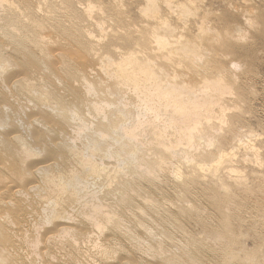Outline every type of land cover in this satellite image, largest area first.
Wrapping results in <instances>:
<instances>
[{"label":"bare ground","instance_id":"6f19581e","mask_svg":"<svg viewBox=\"0 0 264 264\" xmlns=\"http://www.w3.org/2000/svg\"><path fill=\"white\" fill-rule=\"evenodd\" d=\"M32 1L17 0V2H12L10 0H0V109L1 107L2 110H4V108H12L15 110L16 113H20V111H22L24 107L27 108L32 106V108L34 109L33 111L37 109V113L35 114V116L39 115V121L42 120L46 124V126L48 125L51 127L50 129H52L54 133L59 132L60 135L61 131H63L66 127L68 132V124L69 122H72L70 121L72 118L71 115L76 111H79L81 108L86 107V105H90V107H92L91 109H93L97 116H102V121L98 122L97 129L95 130V135H98L102 139V142L108 138L107 135L112 132L111 130H121L120 135H122L124 139H127V143L129 144L127 146V149H125V146L123 149L127 154H131L132 156L136 155L141 150L139 148L140 145L138 143L139 139H146L145 137H147V139H154V142L150 143L148 147L152 148L153 145H155V148L153 147V149L150 151H153L154 155L156 156V164L158 165L160 172H167V174H176L175 178L177 180H183L181 181L182 183L180 182V191L183 194L187 195V197L190 198L192 196V189H195V187L199 185V183H201V180L208 181L210 179L209 184H212V186H210L211 189H201L203 195L208 198L209 202L213 203L216 208L215 210H218V212L221 213V217H223L222 219L220 218L221 220H218L220 221V225L216 229L211 228L212 230H210L207 228L210 231L208 233H210L215 240L220 242V249L218 250V263L234 264L237 261H241V263L239 264H247L248 260H250L251 264H264L258 259L259 257H257V255H259L258 253L260 249L263 248V245L261 246V243H259V246L257 245V247L253 249L251 248L248 253V249L247 251L245 250V246L247 247V244L245 243L246 245L244 246L242 242L244 238L241 239V237H243L244 235L241 234V236L240 234H237L236 230L234 229L235 226L233 227L232 225L233 218H236L238 215L240 216L241 211L248 202L247 200L256 198L257 207L258 205V208L262 209V207H264V200H262L263 197H261V199L259 197V193H264V179H261V184L258 188L256 187V189H252L247 185L248 182L246 178L239 176L241 172H239L238 176H232L233 173V175H235V173L238 171H236L232 166H226L227 163H232V159L235 160L236 158H238L233 151L235 148L243 149L246 153H244L245 156L247 154H252L254 157L252 158V160L254 159L255 163H257L256 161L258 159V156H260L259 153H257L259 152V150L257 151V148L248 143V141L250 140L247 141L246 139H244L245 137L243 135H241L242 137L240 136L234 122L233 124H231L232 117L230 119L226 115V110L228 107H226L225 105V100L227 98L233 97V92L237 89H235L236 81L232 80L233 75L231 74L232 78L229 75V72H231L230 69L232 70V68L228 66H230L233 62L230 63L231 59L229 58L230 65L227 66V59L226 61H224L225 64H223L224 62L221 63L222 61L219 59H222V57H225V55L227 54H231L230 56L234 55V53L230 52L232 49H229L228 45L234 44L233 38L235 36L227 32L224 33L223 36L215 35L217 43L214 45L206 44V49H204L203 46H201L200 44L193 43L195 47L198 48V50L203 49L202 52H204V50L206 52H209V55H207V52L206 58L203 59L201 56L203 54H201V52H196V50L189 52L187 51V49H191L192 47L186 48L187 45L184 47L185 43L187 42V40L183 38L185 35L176 36L178 32H175V35H173L174 33H171V35L173 36L169 35V37L167 34L166 36L158 32L164 30L166 31V28H168V30L171 29V26L169 25V22L166 19L160 20L161 18L159 7L161 6H159V4L164 5L166 10L171 11L172 15L173 13H178L176 15L178 16L176 22H178L182 21L181 19H183V15L186 17L189 15L190 17L191 12L197 11L198 8L201 10L202 7H199L197 1L190 0L188 3L187 1H185L184 3H180L179 0H146L147 8L144 9L146 10V13L142 15L151 22H148L149 26L147 24H144L145 26H147V28L144 29L141 35L139 34V36L137 35L138 37H134V30H132V32H124L123 35H121V32L119 31L118 34L115 33L114 35H111L110 39L106 42L100 43L102 40V37H100V42H95L94 44L93 37H95V35L92 36L91 33L84 32L81 27V25L87 21L83 20L84 18H89V16L92 17V14L94 12H96L95 14H97L98 11H100V7L98 8L97 6H95L96 4L91 3L92 0L90 3L88 2L89 0L87 1L88 5L87 7H85V12L80 9L84 13L82 14L80 12L81 15L74 12V8L72 9L71 6L74 3L70 5L67 0H59V3H57L58 1L55 2V0H51L49 12H43L41 9H39L40 6H38L37 9V5L34 8L33 6L35 4V1ZM114 2H116V0ZM32 3L34 4L32 5ZM95 3L98 4V2ZM249 3L250 2H248V4ZM86 4L84 5L86 6ZM115 4L117 5L118 3L116 2ZM116 5L115 7L113 6V8L111 9L112 11L110 13L114 14V17L117 18L118 22H123V19L121 17V7L120 5L116 7ZM121 6L123 7V5ZM239 8L242 9L241 7ZM124 9L125 7L123 8V10ZM24 10H27L28 13H26ZM207 11L209 12L210 10L207 9ZM200 12H202V10ZM101 13H103L102 10L100 14ZM203 13L205 14V12ZM100 14L99 16H101ZM108 17L110 18L108 19L109 22L113 23V20L110 21L111 17ZM114 17L113 19H115ZM82 21L83 23L81 24ZM202 22H204V20ZM247 22L248 20H246L245 23ZM250 22L251 20H249V24ZM259 22H261V20L258 21V23ZM94 24V26L99 30V32L103 31L104 22L102 24L101 22L97 21V23ZM157 25H159L161 29L163 27L164 30H156L158 28ZM165 25L168 27H166ZM256 29L257 28H255V30ZM200 30L202 33L205 34L203 28H200ZM248 30L252 31L251 28ZM139 31L140 30H138V32ZM180 31H184V29ZM181 33L182 32H180L179 34ZM205 38L211 39L212 37L210 35L208 37L206 36ZM259 38L260 40L264 41V31L260 33ZM238 40H236V42ZM188 43V46L192 44H190V41ZM100 45H103L101 48L103 52H100L102 54H100L99 50H97V47ZM222 49H229L227 51L228 53L220 52L223 51ZM104 54H107V56L101 58L102 56H104ZM229 55H227V58L229 57ZM96 56L97 58H100L97 59ZM114 56H118V60L113 59ZM223 60L225 59L223 58ZM95 62L99 63L97 64L100 68H98L99 73L104 74V78H100V81H104L99 82L101 83V86H94L93 83L90 82V80H88L89 82L87 81V76H90L89 73L92 72V65H94ZM165 63H168V66L169 63L175 65L172 66V68H176V66H185L184 68L189 70L191 72V75H193V77L197 80H191L192 82L186 81V76L179 74L181 71H178L179 73H177L175 69L172 70L170 67H166L165 65H163ZM250 65V67L247 68L254 69L252 68V64ZM238 66L241 65L237 64V67ZM89 68L91 70H89ZM233 71L234 70H232V72ZM185 74L187 75V73ZM250 74L251 73H249V75ZM183 76L185 78H183L184 81H179V79ZM190 79L192 78L190 77ZM237 81L239 80L237 79ZM244 87L247 86L244 85ZM103 88H105V93H108L110 95L113 94V96L114 94H118L119 96L128 94L132 95L131 100H133V102L129 104H124L123 107L126 110L124 109L125 111H120V116L129 113L128 116L133 117L132 123H127L126 125H123V119L121 120V117L117 116L115 113H107L108 107L110 109V106L112 107V105L106 103V100L104 99L100 101H92L90 103L91 99L89 100V98H91L92 96H95L96 98V96L99 95L98 93ZM239 92L240 91H238V96L240 99H242V93ZM124 99H122V102ZM237 106L238 105H236V107ZM116 107L118 110V106ZM216 108L219 112L218 114L215 113L217 112L214 110ZM8 109L7 111L10 110ZM127 109L130 110L127 111ZM2 110L1 112L3 113L4 111ZM1 112L0 126L5 122V115H7L9 118L11 117L10 115H8V112L5 111L7 114H2ZM54 112L56 114H54ZM213 121L217 122L214 124ZM228 121L230 122L231 127H229L227 131H224L223 128L228 126ZM7 123L10 122H6V124L3 125L6 126ZM225 124H227V126ZM2 126L1 129L4 130H6L8 127L7 126L5 128H2ZM9 128L8 131L11 130ZM108 131L111 132L107 133ZM6 132L7 131H5L4 135L2 134L3 136H1L2 138L0 140V264H15L16 260L17 262L19 261L18 255L15 254L17 241L23 242L22 245L27 244L32 252L38 254H40V252H37V249L39 248L40 244H42L41 240H43L44 238L46 239L47 237L48 238L46 243L53 242L56 245L60 243L61 246L59 247H61V249L62 246L64 247L65 245L74 247L76 244H74L75 241L72 238H76L74 233L78 235L80 232L77 231V233L76 231H74V228L71 229L69 228L70 226H67V221L69 217H71L72 212L69 216V213H67L66 211V208L68 206H72V204H75L80 200L78 197L80 195L73 188L74 183H78L79 181L84 182L88 178L89 180H91V177H104L109 183V188L110 186L116 184L118 185L117 187L120 189V185L122 184L121 181L125 175L123 171H121L123 170L121 169L122 167L119 168V170L109 172L103 167V165L98 164V162L94 160L93 156L80 157L81 155L74 151L76 149L74 148L73 150V148L71 149L70 147H68L69 145L67 146L65 141H61L62 139L59 141H61V143L63 142V145L60 144L61 146H56L58 148H56L55 150L50 147L46 151L45 159L44 161H42L46 165L34 167L33 164H29L30 161L27 163L28 159L35 152H32V150H34L31 148L32 146L29 147L30 145L28 146V144H26L25 141L20 138L21 135L17 136L16 134ZM41 133H36L37 139L43 138ZM81 133L82 131H77V134ZM113 133L115 134V132ZM231 141L233 142L234 146L226 147ZM136 143L138 145H136ZM73 145L75 146V144ZM81 146L83 147V145ZM141 147H143L142 144ZM123 149L121 147L122 151ZM228 149H231V151H229ZM192 151L195 153L201 151V155L198 156L199 158L192 156ZM79 153L81 152L79 151ZM71 155L73 157H77V161L74 164L76 168H71L73 165L71 167L68 166L70 165L69 157ZM234 156L236 157L234 158ZM259 158L261 159V157ZM176 159H180L181 162H185L187 167L191 168V170H188V172H185V174L182 173L184 169H175L173 167L172 161H176ZM57 160L62 161V164L65 165V167H62V169L60 165H58L61 170H58L57 167H54L55 165L50 164L52 162L54 163V161ZM215 160L218 161L216 165L210 166L208 169V165H206V162H214ZM252 160H249L250 163H253ZM260 166L263 169V162L260 164ZM137 167L139 168V170H134V173L136 175H140L141 173L152 174L153 172L152 170H148V166L143 167L142 164ZM221 170L226 171L223 177H221L222 174L219 176ZM38 174L40 175V177L37 176ZM258 175L259 174H257V176ZM259 176H261V174ZM36 177L39 179H36ZM128 177L129 176H127V178ZM258 182L260 181L258 180ZM124 183L125 184L122 187L123 193L120 197L121 203H127L130 200L129 195H131V193L133 192L134 178H128L126 181H124ZM244 200L247 201L246 204ZM83 201H81V203ZM96 201L98 200L94 198L85 204L83 203L84 208L81 212V217L85 219L84 221H87V224L93 223L98 229H101L103 223H105L108 226H112L111 230H113L114 233H123L130 239L134 240V234L132 230L129 228H123L121 226L120 220L114 215L105 212V208L103 209L102 206ZM78 204H80V202ZM187 210L188 209H180L179 214L181 213L183 216V214L186 213L188 215ZM229 210L230 212L228 213L227 211ZM196 213L197 215L200 214L199 212ZM261 214L262 213H260V216ZM197 215H195L196 218ZM250 217H252V215ZM48 219H51L52 221L58 220L60 221V223H63L64 221V223L66 222L67 225L64 223L57 225L55 223L56 226L54 227L55 224L51 221V223L54 224L51 225L50 220ZM238 219L240 220L242 219V217ZM45 220H48L47 223H50L49 226H52L51 228H54H49L51 230L48 229V231H46L43 235L39 233L38 235L36 234L37 236L35 235L34 237L28 235L32 232V230L36 232L39 229L43 228V222H45ZM29 224H31V232L29 230H25V228H28ZM137 224L138 223H136V226ZM138 225L141 226L142 223L141 225ZM159 225L162 224L160 223ZM240 225L238 226L240 227ZM263 227L264 226H262L261 229ZM162 229L163 228L159 229L160 231H158L160 234H162ZM247 232H249V230ZM55 233L57 234L56 237L51 236L52 234L55 235ZM148 235L149 234H147V236ZM246 235L244 237H246L247 239L248 236ZM196 237L191 238V236H189L188 244L186 246H178V248L180 247L178 249V252H176L177 246L175 247L174 243L171 242L173 240L169 239L167 241V243L169 242V248H165L164 246H153L151 247L152 250L150 249V253L158 258V264H203L202 259H200L202 262H200V260L197 261L191 259V249H195L197 251L205 249L204 245H201L197 241L198 238L201 236H199L197 240L195 239ZM55 240H57L59 243L54 242ZM212 240H208L207 242L209 243V241ZM152 241L157 240L154 239ZM199 241H202V239H200ZM204 241L205 240H203V243ZM141 244L138 245L141 246ZM20 245L21 243L19 244V246ZM27 245L26 247H28ZM50 245L47 244L49 250L48 252H46V254L51 251L49 247ZM145 245L146 244L142 245V247H145ZM55 246L52 247L54 248ZM23 247L24 246H22V248ZM18 248L19 247H17V250L21 249ZM214 248L212 249L213 251H215ZM172 249L175 253L171 251ZM208 250L210 251L211 249ZM132 251L134 252L133 249ZM209 251L206 250V252ZM213 251L212 255L215 256L216 254H218H213L215 253ZM240 253L245 254V258H240ZM46 254L44 253V257H46ZM36 256L39 257V255ZM47 256L49 257L50 255Z\"/></svg>","mask_w":264,"mask_h":264},{"label":"rangeland","instance_id":"374dc122","mask_svg":"<svg viewBox=\"0 0 264 264\" xmlns=\"http://www.w3.org/2000/svg\"><path fill=\"white\" fill-rule=\"evenodd\" d=\"M10 1L17 2V0H10ZM56 1H58L57 3L60 2L59 0H55V2ZM67 1L69 2L70 5L72 3H74L73 5H71L72 9L74 8V12H76L80 15H81V13L84 14L83 11L85 12V10H86L85 7H87L88 2L89 3L91 2V0H89V1L83 0L84 2L82 0H80V1L79 0H73L74 2L70 1V0H67ZM114 1L115 0H97V1L92 0L91 3L96 4L95 6H97L98 8L100 7V11H98L97 14H95L96 12H94L92 14V17L89 16L90 19L84 18L83 20H87L86 22H84V23H83V21L81 22V24L82 23L84 24V25L83 24L81 25L84 32L91 33L92 36L95 35V37H93L94 44H95V42L96 43L100 42L101 39L102 40L100 43L106 42L107 40L110 39L111 35H114L115 33L118 34L119 31L121 32V35H123L124 32H127V31L132 32V30H134V37H138L139 34L141 35L142 32L144 31V29L147 28V26H145V25L147 24L149 26L148 22H151L146 17H143L144 13H146L145 12L146 10H144V9L147 8V1L146 0H116V2L118 3L117 5L115 4L116 2H114ZM120 1H121V4H120ZM179 1H180V3H182V2L184 3L185 1H187V3H188L190 0H179ZM195 1H197V4L199 5L200 8L202 7L201 8L202 12H200L201 10L198 8L197 11H195V12L193 11V12H191V14L189 12L190 17H189V15L187 17L183 15V19H181L182 21H178V22H176L177 18H178V16H176V15L178 13H175V14L173 13V15H172L171 11L166 10L164 5L159 4V6H161V7H159L160 18H161L160 20L166 19L169 22L171 29L168 30V28H166V31H165L163 29V27L161 29L159 27V25H157L158 28L156 30H164L166 33L164 31H158L162 35L167 34L168 36L169 35L173 36L176 34L175 32H178L176 36H178V35L184 36L185 35L183 38H185L187 40V42L185 43L184 47L187 45L186 48L187 47L193 48V50H192V48L187 49L188 52L189 51H195V50H196V52L197 51H199V53L201 52V54H203V55H201L203 59L206 58L207 55H209V52L207 51L208 52V54H207V52L205 50H204V52H202L203 49L198 50V48L195 47V45H194L195 43L200 44L201 46H203L204 49H206V47H205L206 44L214 45L217 43V39H216L215 35H219V36L222 35L223 36L224 33L227 32V33H231L232 35L235 36L233 38L234 44L228 45L229 49H232L230 52L234 53V55L230 56L231 54L230 55L227 54V55H229L228 58H227V55H225V57H222V59H219L222 61V62L220 61L221 63L226 61V59H227L228 63L230 61H231L230 63L233 62L231 64L233 66H231L230 63L228 64L227 62H226V64H227V66L230 65L228 67H230V68H232V70H234L232 72V70L230 69V71L232 73L229 72L230 73L229 75L231 76V74H232L233 75V78L231 76L232 80L236 81L235 82V89H237V90H234L233 97L227 98L226 100L230 99L228 101L225 100V105H226V107H228L226 110V112H227L226 115L230 119L232 117L231 124H233V122H234L240 136L243 135L245 137V138L243 137L244 139H246L247 141L250 140V141H248V143L253 145L255 148H257L256 149L257 151L259 150V152H257L260 155V156H258V159L260 160L261 163L263 162V164H264V41L260 40V38H259L260 33L264 31V18H263L264 12H262V11H264V0H252V1L251 0H246V1H244V0H200V1L195 0ZM32 2L35 3V4L32 3V5L34 4V6H33L34 8L37 5L36 8L38 6H40L41 8L39 7V9H41L43 12H46V11L49 12L50 11L49 7H50L51 0H33ZM95 2H98V4ZM248 2H250V3L248 4ZM75 3H76V5H75ZM84 4H86V6ZM115 5H116V7H118V5H120V7H121V8L120 7L119 8L122 10L121 11V17L123 19V22H118L117 18L114 17V14L110 13L112 11L111 9L113 8V6L115 7ZM121 5H123V7ZM198 5H197V7H198ZM45 7H47V8H45ZM105 7H106L107 11H106ZM124 7L126 10L125 9L123 10ZM239 7H241L242 9H240ZM80 9L83 11H81ZM207 9L213 13H211L210 11H209L210 12L209 13L207 11ZM101 10L103 11V13L100 14ZM24 11L26 13H28L27 10H24ZM203 12H205V14H207V15H205ZM239 12H240V14H239ZM99 14L101 16H99ZM108 16L111 17L110 21L113 20L114 25L116 24L115 26L113 25L112 22H109L108 19H110V18ZM113 17L115 19H113ZM250 17H251V19H250ZM181 18H182V16H181ZM189 18L191 21L189 20ZM203 20H204V22H202ZM205 20H207V21H205ZM246 20H248L247 23H245ZM249 20H251V22H250L251 26L249 24ZM260 20H261V22H259L260 23L259 24L258 21H260ZM97 21L101 22L102 24L104 22L105 26L103 25V31L102 32H99V30L94 26L95 25L94 23H97ZM181 22H184V23H181ZM189 23H190V25H189ZM202 23H204L205 26ZM186 25H187V27H186ZM166 27H168V26H166ZM205 27H206V30H205ZM177 28H180V29H177ZM200 28H203V30L205 31V34L201 32ZM241 28H242V31H241ZM250 28L252 29V31L248 30ZM255 28H257V29L255 30ZM174 29H175V31H174ZM183 29H184V31H180ZM253 29L255 30V33H254ZM108 30H109V32H108ZM138 30H140V31L138 32ZM104 32H106V33H104ZM180 32H182V33L179 34ZM189 32H190V34H189ZM103 33L106 35H104ZM168 33H170V34H168ZM171 33L172 34L174 33V34L171 35ZM210 35L212 37L211 39L205 38L206 36L208 37ZM97 36H98V38H97ZM100 37H102V38L99 39ZM236 37H237V39H236ZM242 37H243V39H242ZM104 39H105V41H104ZM236 40H238V41L236 42ZM189 41H190V44L192 43L190 46H188ZM250 45L251 46L253 45L252 48ZM102 46L103 45H100L97 47V50H99V53L103 52V50H101ZM99 47H100V49H99ZM229 49H227V50L222 49L223 51H220V52H227ZM100 54H102V53H100ZM106 56H107V54H104V56H102L101 58L106 57ZM203 56H205V57H203ZM96 58H97V56H96ZM98 58H100V57H98ZM223 58L225 60H223ZM113 59L118 60V56H116V57L114 56ZM97 64H99V63L95 62V64L92 65L93 69L90 67L92 69V72L89 73L90 76H87L88 77L87 81L90 80V82L93 83L94 86L95 85L101 86V83H99V82L103 81V80L100 81V78H104V74L99 73V71H98L99 66ZM223 64H225V62ZM237 64H239L241 66L237 67ZM250 64H252V66H253L252 68H254V69L247 68V67L251 66ZM163 65H165L166 67H170L172 70L175 69L177 71V73H179L181 71L179 74L186 76L185 77L186 79L183 76L179 79V81L183 80V78L189 82H192L193 80H195V81L197 80L193 77V75H191V72L189 70L184 68L185 66H183V67L181 66L182 67V69H181L180 66H176V68H172V66H175V65H172L170 63H169V66H168V63H165ZM90 68H89V70H91ZM89 70H88V72H89ZM184 70H186V71H184ZM245 71H247L248 74ZM91 73H92V75H91ZM185 73H187V75ZM249 73H251L250 75H252V76H250ZM190 77L192 79H190ZM237 79L239 81H237ZM96 80L97 81L99 80V81L97 82ZM94 82H96L97 84ZM244 85L247 87H244ZM238 91H240L239 93H242V99L239 98ZM98 94L99 95L96 96V98H95V96L94 97L92 96L91 98H89V100L91 99L90 103L92 101H96V100L100 101V100L104 99V100H106V103H109L110 105H112V107L110 106V109L108 107L107 113L108 112L111 114L115 113L117 116L121 117V120L123 119V121H122L123 125H126L127 123L128 124L132 123L133 117L128 116L129 113L123 114L124 117L120 116V111L126 110L123 107V105L133 102V100H131L132 99L131 94L123 95L126 98L128 97L127 99L123 96H119L118 94H114V96H113V94L110 95L108 93H105V88H103ZM106 94L109 96H107ZM122 99H124L123 102H122ZM121 102H122V104H121ZM236 105H238L237 106L238 108L236 107ZM116 106H118V110H117ZM91 108L92 107H90V105H86V107L81 108L79 111H76L75 113H73L71 115L72 118L70 120L72 122H69V124H68V126H69L68 132H67V127H66V128H64L63 131H61L62 134L60 133V135H59V132L54 133L52 131V129H50L51 127L48 125L46 126V124L42 120L39 121L40 120L38 117L39 115H36L37 117L35 116V114L37 113V109H35V111H33L34 109L32 108V106L27 107V108L24 107V109L22 111H20V113L19 112L16 113L15 110L12 108L11 109L13 111L10 108H9L10 110L7 108L10 111V113H9V111H7L6 108H4V110H2V107H1V109H0V112H1V110L4 111L3 113L1 112L2 114H4V113L7 114L6 112H8V115L11 116L9 118L7 115H5L6 116L5 122L3 124H6V122H10V123H7L6 126H4L3 124H2L3 126L1 125L2 128L3 127L5 128L8 126L6 130L1 129V126H0V133H1L0 134V140L2 138L1 136H3L5 134V131H7L6 133H11V134L13 133V134H16L17 136L21 135L20 138L23 139L25 141V143L28 144V146L30 145L29 147L32 146L31 148L34 149V150H32V152L35 151L33 153V155L27 161V163L30 161L29 164H33L34 167H40L42 165H46L42 162L45 159L46 151L50 147L55 150L59 146L63 145V142L65 141L67 146L69 145L68 147H70L71 149L73 148V150H74V148L76 149L74 151H76V153L80 154L81 155V156L79 155L80 157H82V156L83 157L93 156L94 160H96V162H98V164L103 165V167L107 171L113 172L115 170H119V168L122 167L121 169H123V170H121V169L120 170L123 171V173L125 174L124 178L121 181L122 184L120 185V189L117 187L118 185H116V184L110 186V188H109L108 187L109 183L107 182V180L104 177H100L101 179L97 178V177H95V178L91 177L90 178L91 180H89V178H88L87 180L84 181L86 183L80 182V181L78 183L75 182L73 185V188L80 195V196H78L79 199L81 201H83L85 199L86 200L83 201L82 203L79 200L75 204H72V206H68L66 208V211H67V213H69V216L71 215L70 213L72 212L73 216L71 215L72 218L69 217L70 220L68 219V221H67L68 225L66 224V222L64 223V221H63V223L66 224L68 227L70 226L69 228H71V229L74 228L75 229L74 231L80 232L78 234L79 236L74 233L76 238H72L76 242V243L74 242V244H76V245L74 247L69 246V245L68 246L65 245L64 246L65 248L62 246V249H61V247H59L61 245L57 240L54 241L56 243H59L57 245L53 242H52L53 244L51 242L46 243L47 238H48L47 237L46 239L44 238L45 240L44 239L41 240L42 244H40V246H39L40 249L39 248L37 249V252L38 251L40 252V254H38V253L32 252L30 247L27 244L26 245L29 247V249H28V247H26V245H22L23 242L17 241L16 246L21 248V249L17 250V247H16L15 248V250H16L15 254L18 255V259H19L18 262H20V263H18L16 260L15 264H36V261H37V264L38 263L39 264H41V263L42 264H54V263H57V264H66V263L67 264H126V263L127 264L128 263L129 264L130 263L131 264L132 263H134V264H158V262H159L158 258L150 253L151 247H153V246L154 247L164 246L165 248H169V246H168L169 242L167 243V241L169 239H171V240H173L171 242L174 243L175 247L177 246L176 252H178V249L180 248V247L178 248V246H180V245L186 246L188 244L189 236H191V238H194L197 236L195 238L196 240L199 236H201L198 238L197 241L201 245H204V247H205V249L198 250V251L195 249H191L190 250L191 259L197 260V261L202 259L203 264H219L218 263V260H219V257H218L219 251L218 250L220 249V242L215 240L213 238V236L210 233H208V232H210L208 229H210V230L216 229L220 225L219 224L220 221H218V220H221L223 217H221V213L218 212V210H215L216 208L213 205V203L209 202L208 198L205 197L203 195V192H202V189L203 190L204 189L205 190L211 189L210 186H212V184L211 183L209 184L210 179L208 181L201 180V183H199V185L196 186L198 188H196L194 186L196 190L192 189V191H193L192 196L190 198L187 197V195L183 194L180 191V184L182 183L181 181H183V180H177L175 178L176 174H170V173L167 174V172H160L158 165L156 164V156L154 155L153 151H150L153 149V147L155 148V145H153L152 148L148 147V145L150 143L154 142V139H147V137H145L146 139H139L138 143L140 145L139 148L141 150L138 152L139 154L137 153L136 155H132V156H131V154H127L125 152V150L123 149L124 146H125V149H127V146L129 144L127 143V139H124V137L122 135H120L121 130L119 131L118 129H116V131L115 130H111L112 132L108 131L107 133L111 132L107 135L108 140L105 139L106 141L104 140L102 142V139L98 135H95V130L97 129L98 122L102 121V116H99V115L97 116L96 113ZM217 108L214 110L217 111ZM234 108L235 109L237 108L236 110H238V111H236ZM27 109H29L30 111ZM129 110L130 109H127V111H129ZM229 111H230V113H229ZM215 113L218 114L219 112L217 111ZM54 114H56V113L54 112ZM81 117H83V118H81ZM26 118H27V120H26ZM33 120H35V121H33ZM216 122L213 121L214 124ZM35 123L36 124L38 123V124L36 125ZM9 125H10V128H9ZM225 125L227 126V124H225ZM225 125H224V127H225ZM42 126H44V127H42ZM229 127H231L230 122H229L227 127L223 128L224 131H227L229 129ZM8 128L11 130L8 131ZM18 129H20V130H18ZM81 129H86V130H81ZM43 130H45V131H43ZM77 131H80V132L82 131V133L77 134ZM37 132H39V133L42 132L41 133L42 137H43L42 139L36 138ZM50 132H52V133H50ZM64 132H66V133H64ZM113 132H115V134ZM74 135L77 137H75ZM26 139H28V140H26ZM100 139H101V141H100ZM59 140H61L63 142L61 143V141H59ZM78 140H80V141H78ZM40 141H42V142H40ZM71 143L75 144V146ZM141 144L143 145V147H141ZM232 144H233V142L231 141L226 147L234 146V144L233 145ZM81 145H83L84 148ZM133 145H134V143H133ZM136 145H138V144L136 143ZM56 146H58V147H56ZM121 147H122L123 151L121 150ZM78 148L79 149L83 148V149L79 150ZM86 148H87L88 152H87ZM238 149L239 148H237V149L235 148L233 150L234 154L238 158H236L235 160L232 159V163H230V164L227 163L226 166H228V165L232 166L236 171H238L235 173V175H233L234 174L233 173L232 176H238L239 172H241L242 175L240 174L239 176L246 178V180L248 182L247 185L249 187H251L252 189H256V187L258 188L260 186L261 179H264V166L262 169L261 168L262 165L260 166L261 163L259 162L258 159L256 162L260 163V164L255 163L254 159L252 160V158H254L252 154H247L245 156L246 153L244 152V150L239 149L240 150L239 151ZM98 150L100 151V153ZM228 150L231 151V149H228ZM79 151L81 153H79ZM36 152H37V154H36ZM114 153H117V154H114ZM123 153H125V154H123ZM90 154H92V155H90ZM85 155H88V156H85ZM191 155L196 157V158H199L198 156L201 155V151H198L197 153L192 151ZM71 156L69 157V164L70 165H68V166L71 167L73 165L74 167L72 166L71 168H76L74 164L77 161V157H73V156L71 157ZM136 156H138V157H136ZM236 156H234V158ZM244 157H246V158H244ZM259 157H261V159ZM249 160L250 161L252 160L254 164L252 162L250 163ZM168 162H171V161H168ZM172 162H173V167L175 169H177V168H181L182 170L184 169L182 173H185V172H188V170L189 171L191 170V168H188L187 165L185 164V162H181L180 159H176V161L173 160ZM217 162H218L217 160H215L214 162H211V161L206 162V165H208V169H209L210 166H215ZM50 164L55 165L54 167H57L58 170H61L63 166L65 167V165H63L62 161H60V160L54 161V163L52 162ZM140 164H142L143 167L148 166V170L153 171L152 174L141 173L140 175H136L134 173V170L135 169L139 170V168L137 166H139ZM58 165H60L61 169ZM256 165L257 166L259 165L260 167L259 166L258 167L260 169ZM225 172L226 171L221 170L219 173V176L222 174L221 177H223ZM243 173H244V175H243ZM257 174H259V175L261 174V176H259V175L257 176ZM37 176L40 177L39 174ZM127 176H129L128 177L129 179H132V177L134 178L133 192L131 193V195H129L130 200L127 203H121L120 197L123 193L122 187L125 184L124 181H126L128 179ZM36 179H39V178L36 177ZM257 179L260 182H258ZM97 180H99V181H97ZM105 182H106V184H105ZM79 183H81V184H79ZM83 186H84V188H83ZM77 188H79V189H77ZM81 193H82V195H81ZM263 194H264L263 192L259 193L260 199H261V197L264 198ZM90 197H92V198H90ZM94 198L98 200L96 202H98V204H100L103 209L105 208L104 209L105 212L114 215L115 217H117L120 220L121 226L123 228H129L132 230V232L134 234L133 235L134 240L130 239L129 237H127L123 233H121V234H120V232H119V234L117 232L114 233L113 230H111L112 226H110V225L108 226L105 223H103L102 228H101L102 230H101V229L96 228L93 223L89 222L91 224V226H90V224H87L88 223L87 221H84L85 219L83 217H81L82 216L81 212L83 211V208H84L83 205L85 203L89 202L91 199H94ZM263 198H262V200H264ZM256 200H257L256 198L247 200L248 202L244 200L245 204L247 202V204L245 205L246 208L244 207L243 210L241 211L242 215L240 214V216L238 215L239 217L237 216L236 218H233V220H232L233 224L232 225H233V227L235 226L234 229L236 230L237 234H240V235L243 234L244 236L247 234L246 235V236H248L247 239L244 236L241 237V239L244 238L242 240V242H243L244 246L247 244V247L245 246V250L247 251V249H248V251H247L248 253H249L251 248L253 249V248L257 247V245L259 246V243H261L260 244L261 246L263 245V248H261L262 251L260 249V251L258 253L259 255H257V257H259L258 259L262 263H264V261H263L264 260L263 259L264 258V243H263L264 242V230H263L264 227L261 229V227L264 226V222H263L264 221L263 220L264 219V207H262V209L258 208L259 205L257 207ZM79 202H80V204H78ZM211 204H212V206H211ZM253 207H255V208H253ZM249 208H250V210H249ZM180 209H188L187 210L188 215L185 213V214H183V216H184L183 217L181 213L179 214ZM245 209H247V210H245ZM246 211L247 212L250 211V212L247 213ZM196 212H199L201 215L199 213H198L199 215H197ZM227 212L229 213L230 210ZM194 213H195V215H197V218L194 215ZM260 213H262L261 216H260ZM251 215H252V217H250ZM241 217H242V219L239 220L238 218H241ZM200 218L201 219L204 218V219L201 220ZM256 218H257V220H256ZM247 219L249 220V222ZM48 220H50V223H51L52 220L51 219H48ZM48 220L47 221L45 220V222H43L45 225L42 223L43 228L39 227L42 230L39 229L36 232L34 230H32L30 228V225L33 223L29 224L28 228L27 229L25 228V230L26 231L32 230V232L30 231L32 234L29 233V231H28V233H29L28 235H31V237H34L36 234L38 235V233L43 235L46 231H48L49 228L52 227V226L51 227L49 226L50 223H47ZM71 220H72V222H71ZM243 220L244 221L246 220L245 221L246 223ZM73 221L75 224L73 223ZM234 221H236V222H234ZM52 222L54 224L56 223L57 225L63 224L62 222L60 223V221H58V220L52 221ZM69 222H70V224H69ZM237 222L238 223L240 222V223L238 224ZM53 223H51V225ZM136 223H138L140 225L142 223V225L139 226L137 224V226H136ZM160 223L162 225H159ZM56 224L54 225V227L56 226ZM238 225H240V227ZM53 228H51V229H53ZM158 228L159 229L163 228L162 232H161L162 234H160L158 232V231H160ZM242 228H243V230H242ZM51 229H49V230H51ZM95 229H97V230H95ZM248 230H249V232H247ZM56 233H55V235L52 234L51 236L56 237L57 236ZM117 234H118V236H117ZM147 234H149V235L147 236ZM255 234H257V235H255ZM252 235H253V237H252ZM154 239L157 241H152ZM200 239H202V241H199ZM203 240H205L204 243H203ZM208 240H212L213 242L209 241V243H208L207 242ZM255 242H257V243H255ZM20 243H21V245L19 246ZM43 244H44V246H43ZM47 244L48 245L51 244L49 246L51 251L48 254H46V252H48V250H49ZM138 244L139 245L141 244V246H139ZM144 244H146L145 247H142V245H144ZM253 244H255V245H253ZM214 245L217 246L218 248L215 247ZM22 246H24V247L22 248ZM52 246H55V247L53 248ZM43 247H45V248H43ZM140 247H141V249H140ZM142 248H144V249H142ZM213 248L215 249V251L212 250ZM43 249H46V250H43ZM132 249L134 250V252L132 251ZM208 249H211V250L209 251ZM174 250H175V248H174ZM174 250L172 249L171 251L174 252ZM206 250L209 252H206ZM212 251L215 252L213 254H216V253H218V254H216L214 256V255H212ZM262 252H263V254H262ZM44 253L46 254L45 255L46 257H44ZM21 254H22V256H21ZM36 255H39V257ZM47 255H50L51 257L50 256L48 257ZM239 255H240V258H245V256H246L245 254H242V253H240ZM243 255H244V257H243ZM72 258H73V260H72ZM216 258H218V259H216ZM38 261H40V262H38ZM51 261H52V263H51ZM202 261L200 260V262H202ZM249 261L250 260H248V262L246 261L247 264H251V261L250 262ZM236 263L239 264V263H241V261L240 262L237 261L234 264H236Z\"/></svg>","mask_w":264,"mask_h":264}]
</instances>
